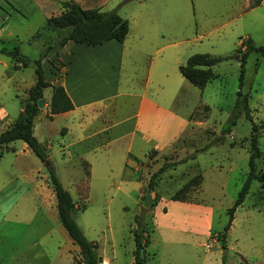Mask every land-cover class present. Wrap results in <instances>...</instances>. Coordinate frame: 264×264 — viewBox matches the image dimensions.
Segmentation results:
<instances>
[{
  "label": "rangeland",
  "instance_id": "374dc122",
  "mask_svg": "<svg viewBox=\"0 0 264 264\" xmlns=\"http://www.w3.org/2000/svg\"><path fill=\"white\" fill-rule=\"evenodd\" d=\"M49 1L56 2L60 12L62 11L59 4L61 0ZM118 1L110 0L109 9ZM242 2L243 0H175L169 6L168 13L157 20L161 29L143 37H137L131 15L133 7L138 5L137 0L110 9L118 8L117 13L128 21L129 30L124 47L129 48L120 61L119 54L114 51H110L105 60L102 58L106 54L102 53L86 57L88 65L94 68L89 71L87 80L94 81L104 91L108 90L105 94L109 95L106 103L110 111L113 109L111 122L122 121L135 110L136 94L145 84L148 61L151 57H165L169 50H173L175 60L173 63L169 62L168 68L173 76H169L166 84L147 86L148 92L158 90L161 93L166 90L169 94L172 89L175 90L171 106L183 114L191 112L193 120H201L202 123L192 124V128L185 131V135L167 150L149 156L151 151L146 154L147 147L138 139L131 142V136L127 134L113 141L108 148L83 155L90 165L87 180L83 176V172H87V164L74 158L71 147L67 146L70 137L64 132V119L47 120L42 106L34 121L33 134L40 143H44L47 159L42 162L21 140L2 146L0 183L7 182L11 176L38 173L45 177L50 186L48 171L52 167L73 199L85 206L84 210L75 213L74 218L85 232L84 235L97 243L99 257L107 259L109 264H132L135 246L131 230L136 226V220H139L144 192L139 197L137 184L130 176V165H134L139 159L136 174L145 187L150 174L157 171L163 162L176 161L177 164L157 177L149 192L151 201L147 209L161 200L160 206H166L168 212L164 214L160 211L157 220L166 219L170 223H178L183 233L180 234V240L164 242L162 228L152 226L149 215L144 216L143 222L148 227L150 236L145 254L151 257L150 253L157 252L156 258L160 259L161 264H264V193L257 180L251 181L243 202L235 209L225 238L222 236L229 219L228 210L234 204L248 173L252 122L244 115L239 116L230 133L225 134L221 142L210 144L222 134V128L233 112L237 91L241 90L248 95L250 114L257 125L261 155L256 159V166L259 172L264 173V56L254 50L248 53L242 85L239 86L240 56L245 50V47H240V43L247 37L254 46L264 42V0L253 12L237 15ZM50 8L54 7L42 6L35 13L21 14L4 0H0V48L17 47L21 54L31 59L27 65L14 69L11 59L0 54V131L16 119L27 97L28 88L35 83V65L32 60L43 53L48 45L56 44L68 31L45 26L48 13L50 16L58 15L57 8ZM228 15L231 20L227 19ZM226 19V25L221 27L220 24ZM169 27L171 31L165 29ZM168 42L174 45L155 53L157 48ZM134 46L146 48L149 55L141 57ZM54 53L51 51L46 55L47 60H44L46 56L42 59L46 79L54 77L51 74L54 71L53 57L56 58ZM195 53L226 57L212 66L217 77L203 89L189 83L178 69L188 56ZM56 62V75L60 78L63 69H60V61ZM163 78L160 69L155 79ZM204 106H208V109ZM130 126L131 121H125L115 129L126 131ZM206 144H209L206 150L197 152ZM129 145L131 150L128 153L125 148ZM194 154V158L178 163ZM124 157L129 165L127 167L123 163ZM198 174L202 176V181L188 187L185 191L186 198L213 207L209 223L205 213L190 212L180 201L169 200L182 185ZM19 180L25 182V187L32 192L34 181L27 183L26 178ZM9 183L16 185V181ZM6 197L5 191L0 194V201ZM51 202L55 209V224L63 231V234L58 235L62 248L65 251L66 245L78 248L58 219L55 198ZM10 216L4 214L6 219ZM208 230L210 234L216 233L211 239L208 235L205 236ZM188 231L195 235L192 234L191 237ZM1 253H7L6 245ZM149 257L146 264H156V259Z\"/></svg>",
  "mask_w": 264,
  "mask_h": 264
},
{
  "label": "crops",
  "instance_id": "0c3cea01",
  "mask_svg": "<svg viewBox=\"0 0 264 264\" xmlns=\"http://www.w3.org/2000/svg\"><path fill=\"white\" fill-rule=\"evenodd\" d=\"M74 1L82 8H100L103 11H108L121 4H126L124 2L121 3V0H119L109 9L110 0ZM252 1L253 0H243L237 15H245L249 12H253L263 2V0H259V4L252 6ZM4 2L21 14L26 13L29 15L35 13L39 11L42 6L54 7L50 8L54 10L57 8V14L61 13L57 3L49 0H4ZM173 2H175V0H137L136 4L138 5L133 7V12L131 14L133 23L137 29V37H143L161 29V25L157 20H159L160 16L163 14L168 13V8L169 6L171 7ZM116 9L119 12L118 8ZM50 15L51 14L48 13L47 17ZM227 19L231 20L230 15L227 16ZM227 19L220 24L221 27L226 25ZM165 29L171 31V27ZM214 29H217V27ZM159 31L163 32L162 30ZM247 38L250 39L249 37ZM125 40L126 39H124L123 42H119L115 39H111L103 41L96 46L68 41L57 53H54L56 58L53 57L55 59L52 65L54 71L51 73L54 77L46 79L44 75L45 80L50 84L60 83L73 103V109L55 114L52 118H49V103L53 90L52 85L46 86L42 91L44 101V108L42 109L45 110V117L49 121H55L57 118L64 119V132L70 137V143L67 146L71 147L74 158L77 160L80 159L87 164V180L90 175V165L88 160L84 159L83 155L85 153L108 148L113 141L127 134L131 136V142H133L134 139H138L141 144H144V147H147L145 148L146 150L148 149L146 154L151 150H155L158 153L163 152L180 137L184 136L185 131L189 130L190 127L192 128V124L202 123L201 120H193L191 112L183 114L171 106L175 99V90L172 89L169 94L166 90L161 93H159L158 90H155L154 93L148 92L147 86H152L153 84L157 85L158 83H160V85L166 84L169 76H173L168 70V68H170L169 62L173 63L175 60L173 50H169V54L165 57L161 55L158 59H152L151 57L147 64L145 84L140 88L138 94H136V106L133 114L122 121L115 123L111 122V113L113 109L110 111V107L106 103L109 99V95L105 94L108 90L104 91V89L97 86L94 81L91 82L87 80L89 71H93L94 68L88 65L86 57L93 53H102L106 54V57L102 58V60H105L108 58V53L114 51L119 54L120 61L125 50L129 48L124 47ZM171 45H174V43L168 42L160 48H157L155 53L161 50L163 51ZM134 47L141 57L143 55H149L146 48L139 46ZM240 47H242L241 43ZM44 60H47V56ZM56 60L60 61V69H63L60 78L56 75V71H58V62H56ZM17 64L19 66L21 65V63ZM101 68L104 69V66H101ZM160 69L164 78L157 80L155 79L156 73L160 71ZM125 121H131V126L128 130L115 129ZM130 150V145L125 148V151L128 153ZM138 161L139 159L134 165H130L132 169L130 176L137 184V189L139 191L138 195L141 197L144 187L143 182L137 178L136 174ZM107 163H109V161ZM123 163L126 167L129 166L125 157L123 158ZM83 176L85 177V172H83ZM19 178H26L28 181L27 183H29V181H34L32 192L28 187H25V182H21ZM10 181H16V185L10 184ZM5 191L7 197L0 201V264H72L74 258L79 257V248H75L73 245H71V248L66 245V251L62 248L58 235L63 234V231L61 227L55 224V209H53L51 202V199L55 198V194L52 190V186H49L44 176H40L38 173L11 176L7 182L0 183V194L5 193ZM160 201L161 200L155 203L151 209H147L148 211H146L147 213L145 216L149 215L150 224L152 226L162 228L161 232L163 233L162 239L164 242H172L173 239L180 240V234L183 233L180 224H175L174 222L170 223V221L166 219L161 221L157 220L160 211L164 212V214L168 212L166 206H160ZM74 202L75 207L80 205L79 202L75 200ZM180 202L190 212L197 211L205 213V216L208 215L207 222L209 223L213 214V207L201 205L192 200ZM82 210L80 209L77 211ZM4 214H10L11 216L6 219ZM188 232L191 233V235H195V233L191 231ZM193 235L191 237H193ZM207 235L211 239L216 233L210 234L208 230V234L205 236ZM5 245L7 247V253L2 254L1 249ZM150 254L151 257L145 254L146 259L144 264L148 262V257L149 259H156V264H161L160 259H158V257L156 258L157 252ZM102 262L109 264V261L105 258H102Z\"/></svg>",
  "mask_w": 264,
  "mask_h": 264
},
{
  "label": "trees",
  "instance_id": "16d2710c",
  "mask_svg": "<svg viewBox=\"0 0 264 264\" xmlns=\"http://www.w3.org/2000/svg\"><path fill=\"white\" fill-rule=\"evenodd\" d=\"M259 2V0H253L252 6H256ZM59 4L62 8L61 13L49 16L46 19L45 26L52 29H68V31L57 41L56 44L48 45L43 53H41L36 59L32 60L35 65V83L27 90V97L24 100L22 110L19 112L16 119L0 131V148L12 141L21 140L42 162L47 159L46 147L44 143H40L34 136L33 126L35 118L41 110L38 108V100L43 99V89L48 85H52L53 90L49 103V118H52L55 114L73 109V103L67 95L64 87L60 83L50 84L45 80L42 59L51 51L58 52L68 41L84 43L90 46H96L103 41L111 39L122 42L129 30L128 21L125 18H122L117 13L116 9L103 11L100 8H82L74 0H61L59 1ZM241 46L245 47V50L240 56L241 70L239 86L242 85L245 69L244 65L248 53L254 50L259 53L260 56H264V42L259 46H254L251 43V40L246 38L241 42ZM0 54H4L11 59L14 69L19 68L17 63H21V65L25 66L31 61L27 56L21 54L17 47L12 49L2 47L0 48ZM224 58L226 57H219L209 53H195L188 56L186 61L178 66V69L189 83L199 89H203L209 81L217 77V74L211 69L212 66ZM247 97L248 95L243 94L241 90L237 91V99L234 104L233 112L227 124L222 128V134L217 136L210 143L214 144L221 142L224 135L230 133L232 126L235 125L239 116L244 115L252 122L249 139L250 152L248 157V173L234 204L228 210L229 219L224 227V232L222 233L224 238L226 231L231 225L235 209L243 202L244 197L249 190L251 181L257 180L264 193V173L259 172L256 166V159L261 155L258 145L257 125L250 114ZM204 108L208 109V106H204ZM233 144L234 143L232 142L231 145ZM208 147L209 144H206L197 150V152L204 151ZM156 152L157 151L155 150H151L149 156ZM194 157L195 154L187 159L178 161V163ZM175 164H177L176 161H165L157 171L151 173L148 181L144 185L147 188V192H150L155 185L157 177L167 168L174 166ZM48 175L50 185L52 186L56 198L58 219L72 243L79 248V257H75L72 264H101L98 261L99 255L97 253V243L88 239L84 235L74 218L75 212L84 209L85 206L75 207V202L70 192L61 184L52 167H49ZM87 176L88 172L85 173V177ZM137 178L141 180L139 176H137ZM201 181L202 176L200 174L192 177L187 183L182 185L170 197V199L180 201L187 200L185 191L190 186L200 184ZM142 199L144 200V196ZM153 205L154 204L151 206ZM131 232L135 246L133 250L134 263L144 264L146 259L145 248L149 242L148 227L144 224L143 220L140 221L137 219L136 226ZM141 250H143V255H141Z\"/></svg>",
  "mask_w": 264,
  "mask_h": 264
},
{
  "label": "water",
  "instance_id": "95a60500",
  "mask_svg": "<svg viewBox=\"0 0 264 264\" xmlns=\"http://www.w3.org/2000/svg\"><path fill=\"white\" fill-rule=\"evenodd\" d=\"M129 1H132V0H123L124 3L129 2ZM43 103H44L43 99H39L38 100V108H42ZM143 192H144V201L140 206V213H139V217H138L140 221H142L144 219V216H145L146 211H147V206L149 205V203L151 201V195L149 192H147L146 187L143 188ZM141 255H143V250H141ZM98 261H99V263H101L102 258L98 257Z\"/></svg>",
  "mask_w": 264,
  "mask_h": 264
}]
</instances>
